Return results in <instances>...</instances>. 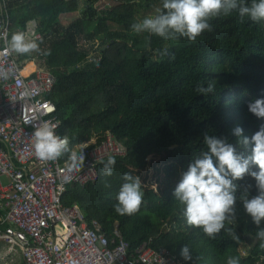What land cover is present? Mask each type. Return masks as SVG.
<instances>
[{"label":"trees","instance_id":"obj_1","mask_svg":"<svg viewBox=\"0 0 264 264\" xmlns=\"http://www.w3.org/2000/svg\"><path fill=\"white\" fill-rule=\"evenodd\" d=\"M99 1L0 0L12 32H27L30 22L37 23L40 51L19 59L36 60L39 70L56 77L47 99L57 109L60 135L68 136L69 149L86 157L113 136L128 151L127 157L115 158L111 176L102 174L100 162L97 181L68 185L62 203L78 207L88 222L97 220L109 233L117 227L131 250L146 242L168 248L182 264H226L229 256L240 264H264L258 228L239 200L245 189L250 197L257 194L253 178L238 182L236 223H226L238 239L226 230L208 239L201 229L187 226L183 205L173 196L181 173L206 149L205 133L235 144V127L250 137L264 123L247 108L264 98V22L241 21L233 13L211 21L212 31L195 42L172 41L131 30L139 22L137 11L157 14L162 0H117L103 10ZM79 11L78 20L61 25V15ZM28 65L33 72V63ZM213 81V93L195 91L198 84ZM69 155L62 162L71 163ZM126 172L143 183L141 208L131 216L114 210ZM183 245L190 248L192 261L181 257Z\"/></svg>","mask_w":264,"mask_h":264},{"label":"built area","instance_id":"obj_2","mask_svg":"<svg viewBox=\"0 0 264 264\" xmlns=\"http://www.w3.org/2000/svg\"><path fill=\"white\" fill-rule=\"evenodd\" d=\"M10 27L0 7V31L7 29L9 38ZM26 33L41 38L36 22ZM26 64L0 41V68L10 72L0 79V264H13L17 256L25 264H182L165 247L145 242L131 250L117 227L109 233L97 220L88 222L78 207L62 203L68 185L94 183L100 162L125 158L128 151L109 136L87 153L79 171L61 158L39 160L33 147L36 128L50 122L60 135L57 109L47 99L56 77L38 69L24 74Z\"/></svg>","mask_w":264,"mask_h":264},{"label":"clouds","instance_id":"obj_3","mask_svg":"<svg viewBox=\"0 0 264 264\" xmlns=\"http://www.w3.org/2000/svg\"><path fill=\"white\" fill-rule=\"evenodd\" d=\"M162 11L133 23L131 30L136 34L147 33L165 40L178 41L181 38L195 42L206 31H212L211 21L220 17L238 14L241 21L248 18L253 22H264V0H162ZM0 41L5 51L17 55H28L39 52V44L29 37L25 31L9 33L7 29L0 31ZM10 72L0 68V79H8ZM216 83L207 86L198 84L195 91L208 95L215 91ZM248 111L258 120L264 121V98H257L247 104ZM56 125L50 122L40 124L34 131V151L42 162L57 161L65 153H70L71 170L79 171L84 164L83 152L69 149L68 136H60L55 132ZM236 138L235 144L227 137L203 135L206 149L201 151L189 163L187 170L174 188L173 196L183 205V216L187 226L201 229L208 239H215L226 230L235 236L227 224L236 223L238 182L245 176L255 180L257 194L249 196L248 189L240 195L239 200L244 212L257 226L256 237L260 248L264 249V123L250 137L244 135L242 127L232 130ZM102 174L111 176L116 159L109 156L103 162ZM258 169V170H254ZM123 183L117 194L118 203L114 206L117 214L134 215L142 205L143 183L138 175L123 174ZM251 187V186H249ZM181 257L192 261L190 248L183 245ZM226 264H240L239 258L229 256Z\"/></svg>","mask_w":264,"mask_h":264},{"label":"rangeland","instance_id":"obj_4","mask_svg":"<svg viewBox=\"0 0 264 264\" xmlns=\"http://www.w3.org/2000/svg\"><path fill=\"white\" fill-rule=\"evenodd\" d=\"M116 1L117 0H100L99 3H98V9L99 10H103L105 8L106 9H110V8L116 6ZM80 13H81V11L75 12V13H69V14L61 15L60 16V23H61V25L64 26V27L70 26L72 23H74L76 20H78L81 17V14ZM154 15H155V12L154 11L153 12H149L148 14H142L141 11H137V16H138L139 21H141L145 17L154 16ZM36 25H37V23H36ZM30 38H32V37H30ZM36 54H37V52H33L32 53L33 56H35ZM31 62H34V64L36 65V60H33ZM36 68L38 69L37 65H36ZM28 69H31V68L29 67ZM153 172H154V170L152 169V171L149 172L150 175H152ZM2 183H5V181L3 179H2ZM18 264H23V263H22V261L19 260Z\"/></svg>","mask_w":264,"mask_h":264},{"label":"crops","instance_id":"obj_5","mask_svg":"<svg viewBox=\"0 0 264 264\" xmlns=\"http://www.w3.org/2000/svg\"><path fill=\"white\" fill-rule=\"evenodd\" d=\"M29 63H33V65H34V67H35V69H34V71H35L37 68H36V65L34 64V62H28V63L26 64V66H27ZM19 260L22 261L23 264H25L24 261H23V259L20 258L19 256H17V257H13V261H12V262H13V264H18Z\"/></svg>","mask_w":264,"mask_h":264},{"label":"bare ground","instance_id":"obj_6","mask_svg":"<svg viewBox=\"0 0 264 264\" xmlns=\"http://www.w3.org/2000/svg\"><path fill=\"white\" fill-rule=\"evenodd\" d=\"M30 66H26L25 70H24V74H29V73H32L31 72V69H28Z\"/></svg>","mask_w":264,"mask_h":264}]
</instances>
